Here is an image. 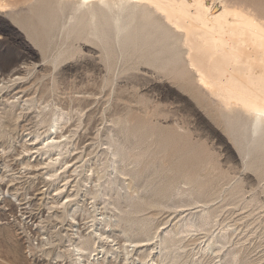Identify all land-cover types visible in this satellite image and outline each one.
<instances>
[{
    "label": "rangeland",
    "instance_id": "obj_1",
    "mask_svg": "<svg viewBox=\"0 0 264 264\" xmlns=\"http://www.w3.org/2000/svg\"><path fill=\"white\" fill-rule=\"evenodd\" d=\"M5 1L0 264H264L263 132L200 86L182 32L135 0ZM202 1L264 21V0Z\"/></svg>",
    "mask_w": 264,
    "mask_h": 264
},
{
    "label": "bare ground",
    "instance_id": "obj_2",
    "mask_svg": "<svg viewBox=\"0 0 264 264\" xmlns=\"http://www.w3.org/2000/svg\"><path fill=\"white\" fill-rule=\"evenodd\" d=\"M6 1L8 5L9 0ZM135 1L137 3L131 6L133 14L134 10H137L141 18L152 23L154 22L152 16L157 14L166 23L182 32V43L187 48L186 57L197 74L200 86L224 109L234 108L246 114L248 118L251 117L255 122L254 128L257 127L258 132H263L260 135L257 134L258 138L263 137L264 21L248 13L249 11L245 12L243 8H235V5L234 8L229 7L222 1L220 8L215 4L205 5L202 0ZM39 4L41 7V3ZM26 10L30 12V9ZM89 12L95 11L89 8ZM262 12L264 13L263 9ZM46 143L47 150L50 151L62 145L61 140L55 139L54 136ZM48 162L49 164L55 162L54 158L49 157ZM84 243V245L83 243L75 244L73 247L78 255L77 259L82 260V256L90 248L92 241L89 235Z\"/></svg>",
    "mask_w": 264,
    "mask_h": 264
}]
</instances>
